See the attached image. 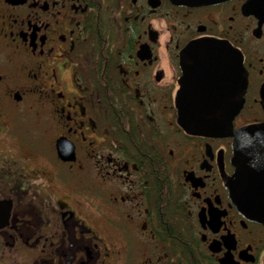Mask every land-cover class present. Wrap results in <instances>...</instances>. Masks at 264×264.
Masks as SVG:
<instances>
[{
	"label": "flooded vegetation",
	"instance_id": "1",
	"mask_svg": "<svg viewBox=\"0 0 264 264\" xmlns=\"http://www.w3.org/2000/svg\"><path fill=\"white\" fill-rule=\"evenodd\" d=\"M249 1L0 0V264H264V224L229 190L233 139L188 135L175 106L199 62L183 50L211 41V97L179 103L238 98L231 132L264 126ZM41 104L50 159L16 124Z\"/></svg>",
	"mask_w": 264,
	"mask_h": 264
},
{
	"label": "water",
	"instance_id": "2",
	"mask_svg": "<svg viewBox=\"0 0 264 264\" xmlns=\"http://www.w3.org/2000/svg\"><path fill=\"white\" fill-rule=\"evenodd\" d=\"M176 5L195 7L205 4H216L227 0H169ZM250 0L246 7H249ZM224 45L219 43L196 42L186 46L183 53L197 62L195 70L182 69L183 76L190 74L195 78L189 80L182 93L177 94L176 108L179 110L180 127L189 135L203 134L208 137H231L232 166L234 175L228 180L229 190L241 212L251 220L264 224V126L254 125L235 133L231 132L233 116L241 108L238 98L179 103L187 98L199 99L211 97L209 79L212 70L219 64L214 62L223 51ZM229 54V52H228ZM212 87V86H211ZM178 101V102H177ZM57 156L63 161H72V150L66 141L56 142ZM0 201V208L6 206L1 217L2 227L8 219L10 204Z\"/></svg>",
	"mask_w": 264,
	"mask_h": 264
},
{
	"label": "rangeland",
	"instance_id": "3",
	"mask_svg": "<svg viewBox=\"0 0 264 264\" xmlns=\"http://www.w3.org/2000/svg\"><path fill=\"white\" fill-rule=\"evenodd\" d=\"M40 108H34L32 109L31 106H27L25 112H21L20 114L24 117V118H17V122L16 124L20 126L19 130L22 134V136H26V139L28 140V134L31 132H36L33 129V126L31 127V123L33 122V125L36 124L37 125V131L38 129H40L41 131H44L45 129V125H44V121H40L39 123V119L42 116H49L50 114V110L47 106L45 105H39ZM35 126V125H34ZM36 136H39L41 139H39L37 141V146L39 147L38 152L41 153L42 155H44V157H47L48 159H50L52 156L51 155V146H50V141L48 140V138L42 134H37L35 133ZM33 135V134H32ZM35 136V135H34Z\"/></svg>",
	"mask_w": 264,
	"mask_h": 264
}]
</instances>
